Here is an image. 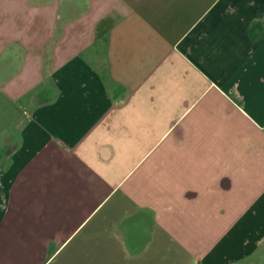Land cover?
Here are the masks:
<instances>
[{
	"label": "crops",
	"instance_id": "obj_1",
	"mask_svg": "<svg viewBox=\"0 0 264 264\" xmlns=\"http://www.w3.org/2000/svg\"><path fill=\"white\" fill-rule=\"evenodd\" d=\"M0 264H264V0H0Z\"/></svg>",
	"mask_w": 264,
	"mask_h": 264
}]
</instances>
